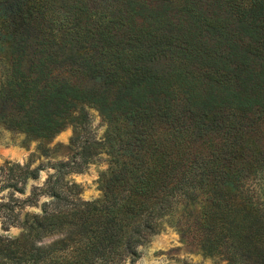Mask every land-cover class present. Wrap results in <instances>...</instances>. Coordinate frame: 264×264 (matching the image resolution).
I'll list each match as a JSON object with an SVG mask.
<instances>
[{"label": "trees", "instance_id": "1", "mask_svg": "<svg viewBox=\"0 0 264 264\" xmlns=\"http://www.w3.org/2000/svg\"><path fill=\"white\" fill-rule=\"evenodd\" d=\"M0 126L74 148L28 191L42 163L0 166V264H125L166 229L264 264V0H0Z\"/></svg>", "mask_w": 264, "mask_h": 264}, {"label": "rangeland", "instance_id": "2", "mask_svg": "<svg viewBox=\"0 0 264 264\" xmlns=\"http://www.w3.org/2000/svg\"><path fill=\"white\" fill-rule=\"evenodd\" d=\"M90 115V130L96 139H101L106 123L96 110L91 109ZM72 135L73 128L71 126H67L55 135L50 142L46 143L48 147L52 148L51 157L45 158L39 156V141H25L22 135L0 126V166L4 165L6 161L19 164L31 161V167L42 163L43 169L40 170L38 179L28 182L26 188L28 191L32 183L41 184L47 175L54 171L49 162L66 160L74 155V148L69 147ZM54 146L57 147L53 148ZM105 159L106 155L101 154L93 162L84 165L82 172L68 176L81 185L82 198L91 200L100 195L96 180L100 172L107 167ZM3 193L6 194L7 190H4ZM18 233L19 229L11 228L10 234ZM53 238H47L46 241L49 242ZM125 264H224V261L219 260L217 256L205 255L193 246L180 242L175 231L166 229L153 235L148 243L140 246V257L137 260H128Z\"/></svg>", "mask_w": 264, "mask_h": 264}]
</instances>
